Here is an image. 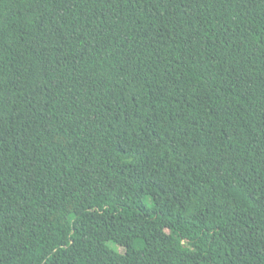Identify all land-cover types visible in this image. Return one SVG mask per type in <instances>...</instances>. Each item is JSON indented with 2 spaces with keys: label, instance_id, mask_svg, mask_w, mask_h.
<instances>
[{
  "label": "trees",
  "instance_id": "16d2710c",
  "mask_svg": "<svg viewBox=\"0 0 264 264\" xmlns=\"http://www.w3.org/2000/svg\"><path fill=\"white\" fill-rule=\"evenodd\" d=\"M0 264H264V0H0Z\"/></svg>",
  "mask_w": 264,
  "mask_h": 264
}]
</instances>
